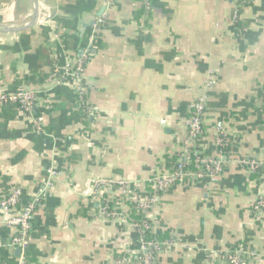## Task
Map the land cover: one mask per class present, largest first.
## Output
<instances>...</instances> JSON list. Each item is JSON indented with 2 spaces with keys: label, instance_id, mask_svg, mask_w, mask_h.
Here are the masks:
<instances>
[{
  "label": "crops",
  "instance_id": "1",
  "mask_svg": "<svg viewBox=\"0 0 264 264\" xmlns=\"http://www.w3.org/2000/svg\"><path fill=\"white\" fill-rule=\"evenodd\" d=\"M0 28H25L0 33V93L39 91L43 130L36 134L14 105L0 107V200L16 186L26 203L46 169L58 171L36 212L27 264H110L127 255L137 236L98 217L91 181L144 182L167 166L202 93L197 148L215 154L217 129L231 145L215 181L187 179L157 200L154 233L159 240L174 233L179 245L156 264H205L211 252L239 248L264 264V212L251 210L264 196V167L250 175L238 163L264 161V0H115L107 10L104 0H0ZM84 50L95 118L82 115L68 85L47 82ZM5 219L0 211V264H18Z\"/></svg>",
  "mask_w": 264,
  "mask_h": 264
},
{
  "label": "built area",
  "instance_id": "2",
  "mask_svg": "<svg viewBox=\"0 0 264 264\" xmlns=\"http://www.w3.org/2000/svg\"><path fill=\"white\" fill-rule=\"evenodd\" d=\"M115 0H104L105 9H110ZM234 19L237 11L234 12ZM103 18L99 17L92 23L93 32L99 31ZM90 59L88 50H84L48 75V84L58 87L68 85L82 115L85 118L98 117L99 110L91 105L86 98L84 87L85 70ZM39 91L21 88L15 93H0V107L14 105L29 119L36 134L43 130L35 111L39 105ZM206 94H200L193 102L189 115L182 121L183 137L175 153L171 168L162 166L147 181H127L123 179L94 178L89 186V196L98 203L97 215L101 219L120 223L129 227L137 236V248L132 249L122 258L110 264H156L158 258L170 247L179 245L174 233L165 240H159L154 233L152 214L157 200L168 193L176 185L187 179L213 182L221 174L220 157L231 145L230 138L220 129L216 130L214 142L215 154H203L197 143L204 134V116L207 108ZM47 109V106H44ZM238 163L245 167L250 175L258 174L264 167V161L249 159ZM58 175L56 166H49L45 171V179L31 199L23 203L22 192L16 186H10L0 200V211L6 217L4 223L14 227V234L7 243L10 250L20 251L18 264H27L25 253L29 247L33 221L37 210L50 195L54 180ZM255 215L264 212V196H259L251 206ZM133 216L139 217L134 222ZM258 255L245 252L242 248L236 251L211 252L205 264H250L254 259L262 263Z\"/></svg>",
  "mask_w": 264,
  "mask_h": 264
},
{
  "label": "trees",
  "instance_id": "3",
  "mask_svg": "<svg viewBox=\"0 0 264 264\" xmlns=\"http://www.w3.org/2000/svg\"><path fill=\"white\" fill-rule=\"evenodd\" d=\"M173 163H174V158H169V164L166 166L167 168H171V166L173 165ZM133 221L134 222H137L138 220H139V217H137V216H133ZM138 246H137V244H135L134 246H133V249H136ZM131 264H136L135 263V261H134V263H131Z\"/></svg>",
  "mask_w": 264,
  "mask_h": 264
},
{
  "label": "water",
  "instance_id": "4",
  "mask_svg": "<svg viewBox=\"0 0 264 264\" xmlns=\"http://www.w3.org/2000/svg\"><path fill=\"white\" fill-rule=\"evenodd\" d=\"M24 29L23 28H18V29L0 28V33H16V32H20Z\"/></svg>",
  "mask_w": 264,
  "mask_h": 264
}]
</instances>
